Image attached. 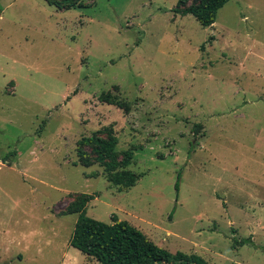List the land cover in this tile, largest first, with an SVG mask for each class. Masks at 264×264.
Here are the masks:
<instances>
[{"label":"rangeland","instance_id":"rangeland-1","mask_svg":"<svg viewBox=\"0 0 264 264\" xmlns=\"http://www.w3.org/2000/svg\"><path fill=\"white\" fill-rule=\"evenodd\" d=\"M51 1L0 0V264H98L69 245L81 194L88 217L171 253L264 264V79L240 67L264 0L229 1L211 27L177 0ZM105 127L133 154L128 190L79 164Z\"/></svg>","mask_w":264,"mask_h":264},{"label":"trees","instance_id":"trees-1","mask_svg":"<svg viewBox=\"0 0 264 264\" xmlns=\"http://www.w3.org/2000/svg\"><path fill=\"white\" fill-rule=\"evenodd\" d=\"M231 0H177L172 12L184 17L192 16L201 27H211L218 11ZM51 5L58 10L84 9L88 6L81 0H53ZM110 104L116 105L115 102ZM121 109L126 111L125 106ZM118 140L113 130L105 127L83 137L77 142V158L83 167L100 164L106 179L121 191L134 187L141 176L126 170L132 163L133 154L125 150L116 152ZM179 175L174 189L179 191ZM93 195L81 194L67 205V214H76L77 220L70 236L69 245L98 264H207L196 254L180 251L171 253L149 240L140 230L127 221L111 217L107 224L86 215V207L94 200ZM239 246L248 244L247 239L237 242Z\"/></svg>","mask_w":264,"mask_h":264},{"label":"crops","instance_id":"crops-1","mask_svg":"<svg viewBox=\"0 0 264 264\" xmlns=\"http://www.w3.org/2000/svg\"><path fill=\"white\" fill-rule=\"evenodd\" d=\"M246 18H247L246 16L243 17V19H246ZM223 28L226 31L229 30L225 26H223ZM248 38H246V41H248ZM213 40H215V37H213ZM225 47H228L230 49H234V44L231 42H226ZM232 52H235V51H232ZM222 56L224 58V56L226 57V54L222 53ZM248 58H252V61H253L254 65L256 66L254 68V70L257 71L256 76H258V75H259V77L262 76V78L264 79V41L250 40L249 47H247V49L245 50L244 57L241 61L240 67L242 68V70L245 69L244 67H245V64H246ZM227 60H231V57H229V59H227ZM229 64H232V62H229ZM2 233H4V232H2Z\"/></svg>","mask_w":264,"mask_h":264}]
</instances>
